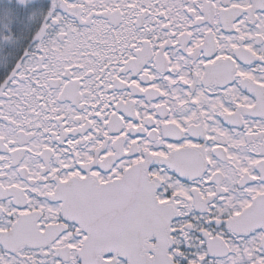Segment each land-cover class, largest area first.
Here are the masks:
<instances>
[{
	"label": "snow or ice",
	"instance_id": "snow-or-ice-1",
	"mask_svg": "<svg viewBox=\"0 0 264 264\" xmlns=\"http://www.w3.org/2000/svg\"><path fill=\"white\" fill-rule=\"evenodd\" d=\"M0 264H264V0H0Z\"/></svg>",
	"mask_w": 264,
	"mask_h": 264
}]
</instances>
